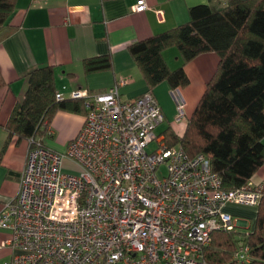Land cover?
I'll return each mask as SVG.
<instances>
[{"label":"built area","instance_id":"1","mask_svg":"<svg viewBox=\"0 0 264 264\" xmlns=\"http://www.w3.org/2000/svg\"><path fill=\"white\" fill-rule=\"evenodd\" d=\"M137 3V11L148 5ZM56 96L64 98L61 92ZM71 96H85L87 112L65 151L28 138L17 199L0 215V227L11 230L13 246L4 264H206L202 251L213 231L234 225L225 206L258 204L262 184L222 189L205 154L188 155L182 146L149 147L164 121L151 89L130 100L120 99L118 85L103 94L80 89ZM185 116L181 101L176 120ZM66 160L78 170H66ZM38 162L51 166L52 174L29 178V164ZM235 257L248 260V246Z\"/></svg>","mask_w":264,"mask_h":264},{"label":"trees","instance_id":"2","mask_svg":"<svg viewBox=\"0 0 264 264\" xmlns=\"http://www.w3.org/2000/svg\"><path fill=\"white\" fill-rule=\"evenodd\" d=\"M16 12L17 0H0V40L16 30ZM173 45L182 61L171 68L163 51ZM129 50L151 90L162 81L173 88L188 85L185 65L202 53H217L216 70L187 118L183 134L179 136L168 126L163 130L165 138H158L166 146L180 144L189 155L205 154L222 189L246 187L264 165V0L199 3L191 8L188 21L137 39L129 44ZM82 63L86 74L113 67L110 54L86 57ZM26 78L23 99L4 126L8 138L0 156L13 135L20 141L47 134L57 110L87 112L81 98L56 97L55 65H35ZM4 82L0 71V83ZM256 207L249 230L233 225L213 231L210 244L202 251L206 264H264V185ZM244 244L249 259L239 260L235 253Z\"/></svg>","mask_w":264,"mask_h":264},{"label":"crops","instance_id":"3","mask_svg":"<svg viewBox=\"0 0 264 264\" xmlns=\"http://www.w3.org/2000/svg\"><path fill=\"white\" fill-rule=\"evenodd\" d=\"M209 1L146 0L147 7L137 11L134 6L138 0H17L14 23L18 26L14 32L0 40V71L5 81L0 83V152L8 138L4 126L15 105L23 99L27 88L26 74L32 67L38 64L55 65L57 91L65 99H69V95L77 89H88L91 93L104 92L116 81L119 83L120 77L128 79L118 84L120 99H133L150 87L129 50V44L178 27L190 19L194 5ZM216 1L219 0H212ZM157 9L163 11L161 16L156 12ZM106 54L111 56V69L89 74L84 72V58ZM163 54L171 68L182 61L179 49L174 45L165 48ZM218 61L216 52L202 53L185 65L190 77L188 85L173 88L167 81H162L152 88L162 104L164 121L167 119L168 126L179 136L185 131L186 122L180 125L181 121L176 120L178 103L184 101L186 115L189 117L206 82L216 70ZM85 116L86 111L57 110L51 120L50 131L37 138L45 146L63 151L81 130ZM163 130L157 134L165 138ZM45 138L50 139V142ZM30 146L28 140L18 141V137L13 135L0 156V211L5 202L17 196ZM256 183L264 185V165L247 184L252 186ZM230 204L254 213L253 216L236 214L235 227L238 230L245 228L246 231L252 228L257 207L228 203L225 208L229 209ZM10 234L11 230L0 228V243ZM12 252L11 247L0 246V264H4Z\"/></svg>","mask_w":264,"mask_h":264},{"label":"rangeland","instance_id":"4","mask_svg":"<svg viewBox=\"0 0 264 264\" xmlns=\"http://www.w3.org/2000/svg\"><path fill=\"white\" fill-rule=\"evenodd\" d=\"M138 4V3H137ZM143 11V10H142ZM126 80H128L127 78H124V77H120L119 78V83H117V81L115 82V83H113L108 89H106L105 90V92L106 91H108L111 87H113V86H115V85H118V84H121V83H124ZM77 90H80V89H77ZM58 92V91H57ZM56 92V93H57ZM100 94H103L104 92L102 91V92H99ZM144 93V92H143ZM142 93V94H143ZM70 96V98H81V99H83L84 100V108H87V104H86V97L85 96H78V97H72L71 95H69ZM140 96V95H139ZM57 97V96H56ZM138 97V96H137ZM137 97H135V98H137ZM64 98H65V96H64ZM135 98H133V99H135ZM160 101V100H159ZM161 103V102H160ZM162 105V104H161ZM165 106V104L163 103V107ZM165 108V107H164ZM187 118H188V116L186 115L185 117H184V119L180 122L181 124L180 125H183L186 121H187ZM85 120V119H84ZM168 124H169V121L166 119L165 121H162L158 126H157V128H156V130H157V132H159L160 130H162V129H165L166 127H168ZM48 137V136H47ZM45 140L49 143L50 142V139H48V138H45ZM140 142H142V141H139L138 143H140ZM130 145H131V143H130ZM134 145V144H133ZM155 146V141L154 142H152L151 144H150V146L149 147H154ZM175 146H180V144H176ZM141 148L140 147H137L136 148V150H140ZM63 151H65V150H63ZM34 166V168H32ZM64 166H65V169L66 170H78V168L77 167H75V165L72 163V162H70V161H68V160H66L65 162H64ZM162 169H165V167L163 166L162 167ZM52 167L51 166H49L47 163H44V162H38L37 164H29V173L27 174L28 175V177L29 178H31L32 179V176L34 175V174H40L41 175V177L40 178H36V180H41L42 178L44 179V177L45 176H50V174H52ZM71 173H76V172H71ZM20 179H21V176H20ZM48 180H49V177H47V179H46V181H45V186L43 187V188H46L47 187V185H48ZM256 185H260V184H256ZM244 191H245V189H244ZM16 199H17V197H15L14 199H12V201H11V203H13V202H15L16 201ZM9 202V201H8ZM8 202H5L4 203V207L2 208V210L0 211V215L3 213V212H6V205L8 204ZM244 205H249V204H244ZM10 207H15V204H11V205H9ZM251 206H257V205H251ZM46 208V207H45ZM44 208V209H45ZM46 214H48V215H51L50 214V212H49V209H47L46 208ZM225 210L226 211H228V212H232L233 213V215L235 216V218H233V220H232V222H233V224H235V221L234 220H236V218H237V215H244V216H253V212L251 211V210H249V209H247V208H240L239 207V205H236V204H230L229 205V209H227V207L225 208ZM237 214V215H236ZM232 215V216H233ZM31 217V216H30ZM39 217L41 218L42 217V213H39ZM237 227V226H236ZM0 228H2V229H7V228H5V227H0ZM237 229H238V227H237ZM240 230H245V228H242V229H240ZM11 235V234H10ZM10 243H12L11 242V239L8 237V238H6V239H4L1 243H0V246L1 247H4V246H8V247H13V246H11L10 245ZM12 254H13V252H12ZM13 256V255H12ZM12 256L10 257V258H12ZM9 258V259H10Z\"/></svg>","mask_w":264,"mask_h":264},{"label":"bare ground","instance_id":"5","mask_svg":"<svg viewBox=\"0 0 264 264\" xmlns=\"http://www.w3.org/2000/svg\"><path fill=\"white\" fill-rule=\"evenodd\" d=\"M93 130L96 132V133H98V129L97 128H93ZM156 142L159 144V145H161V148H167V147H170V146H166L165 144H164V142H162L161 141V139L160 138H158V136H157V138H156ZM90 143H92V142H90ZM185 151V150H184ZM186 152V151H185ZM187 153V152H186ZM188 154V153H187ZM189 155V154H188ZM138 165V168H141L142 166H143V163H138L137 164ZM130 171H132L131 169H130ZM139 172H137V174H138ZM158 193H159V190H158V188H156L155 189V191H154V193L152 194L153 195V197L156 199V204H155V207L157 206V197H158ZM130 229V231H134V232H136L137 231V228L136 227H132L131 226V228H129ZM137 239V238H136ZM139 240V239H138Z\"/></svg>","mask_w":264,"mask_h":264}]
</instances>
